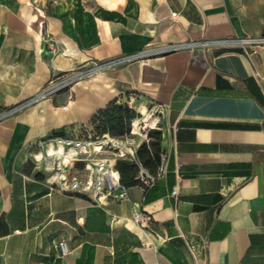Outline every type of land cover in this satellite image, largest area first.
<instances>
[{
  "label": "crops",
  "instance_id": "obj_1",
  "mask_svg": "<svg viewBox=\"0 0 264 264\" xmlns=\"http://www.w3.org/2000/svg\"><path fill=\"white\" fill-rule=\"evenodd\" d=\"M262 37L264 0H0V110L54 76L111 63L0 121V264H264V43L113 63L149 47ZM137 98L164 120L166 172L153 186L101 203L35 166L37 143L77 136L112 101ZM76 172L85 176L83 163ZM139 210L148 227L134 222Z\"/></svg>",
  "mask_w": 264,
  "mask_h": 264
},
{
  "label": "built area",
  "instance_id": "obj_2",
  "mask_svg": "<svg viewBox=\"0 0 264 264\" xmlns=\"http://www.w3.org/2000/svg\"><path fill=\"white\" fill-rule=\"evenodd\" d=\"M178 13H173L177 17ZM228 43H264V37L260 39H200L184 43L167 44L161 47H149L137 54L129 55L113 63H126L136 59H144L156 54L189 50L193 57L206 60L204 50L206 47ZM52 51L56 49L51 46ZM111 63H102L96 68L83 70L68 76H54L50 84L35 97L13 108L0 110V121L22 110L33 102L50 97L58 91L68 88L78 79L92 75L97 69L104 68ZM107 154L105 156H101ZM31 157L37 168H42L51 173L56 187L65 192H75L90 196L97 202L107 203L111 201H123L130 198V188L121 182L120 173L116 168L119 159H126L138 163L136 145L132 139L116 138L105 134L97 139L85 138L79 135L66 136L51 134L40 141L31 150ZM165 154L156 173H151L139 163L137 180L139 187L146 189L153 186L166 172ZM84 164L87 171L84 177L76 172V165ZM173 196L179 194L178 187L173 191ZM134 222L141 227H148L153 221L150 213L134 211ZM146 245V243H144ZM63 256L70 254L67 241L59 242Z\"/></svg>",
  "mask_w": 264,
  "mask_h": 264
},
{
  "label": "trees",
  "instance_id": "obj_3",
  "mask_svg": "<svg viewBox=\"0 0 264 264\" xmlns=\"http://www.w3.org/2000/svg\"><path fill=\"white\" fill-rule=\"evenodd\" d=\"M138 115L132 107L127 104L112 101L105 108L94 114L87 127H83L80 136L97 139L105 134L111 137L123 138L132 131V122L136 121ZM54 135H63L53 133ZM151 138L156 137V141L149 144H142L137 151L138 163L126 159H119L116 168L120 173L121 182L124 186L132 188L139 185L137 175L139 163L147 168L151 173H156L162 162L164 150L161 147L163 133L153 129L149 131Z\"/></svg>",
  "mask_w": 264,
  "mask_h": 264
},
{
  "label": "rangeland",
  "instance_id": "obj_4",
  "mask_svg": "<svg viewBox=\"0 0 264 264\" xmlns=\"http://www.w3.org/2000/svg\"><path fill=\"white\" fill-rule=\"evenodd\" d=\"M127 105H129L130 107H132L133 109H135L138 118H140V128H139V119H137L136 121L133 120L132 122V131L129 135L123 137V138H129L132 139L133 142L136 145V150L139 151V149H141L142 144L146 143L149 144L151 141H156L157 138H151L149 131L156 129V130H160L162 133L163 132V115L160 114V110L159 108L155 107V105L151 102H145V101H139V98H137L136 100L129 101V103H127ZM144 105L147 107L148 111H150V113L152 114V117L150 118V120L148 121V116L141 114L138 112L139 108ZM157 118V124L155 125V128H151V121ZM139 128L140 134L139 135H134L133 134V129ZM134 129V130H135ZM161 147L163 148V138H162V142H161ZM163 157V156H162Z\"/></svg>",
  "mask_w": 264,
  "mask_h": 264
},
{
  "label": "bare ground",
  "instance_id": "obj_5",
  "mask_svg": "<svg viewBox=\"0 0 264 264\" xmlns=\"http://www.w3.org/2000/svg\"><path fill=\"white\" fill-rule=\"evenodd\" d=\"M144 112V111H143Z\"/></svg>",
  "mask_w": 264,
  "mask_h": 264
}]
</instances>
